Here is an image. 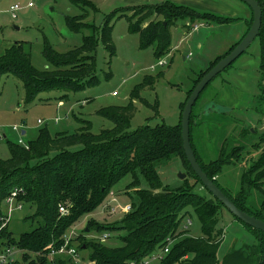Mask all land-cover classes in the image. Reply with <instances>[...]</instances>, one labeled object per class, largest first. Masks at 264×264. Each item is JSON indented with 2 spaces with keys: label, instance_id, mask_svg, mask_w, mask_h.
<instances>
[{
  "label": "rangeland",
  "instance_id": "obj_1",
  "mask_svg": "<svg viewBox=\"0 0 264 264\" xmlns=\"http://www.w3.org/2000/svg\"><path fill=\"white\" fill-rule=\"evenodd\" d=\"M87 1L89 5L81 7L72 0H0V57L20 42L37 70L52 71L54 66L44 56L46 48L51 47L66 54L82 47L85 36L99 34L113 13L130 6V3L123 0ZM221 2L227 10L216 9V13L212 14L234 20L205 23L188 16L177 19L171 29V51L161 57L156 56L153 45L144 49L140 35L131 31L128 19L134 13L118 12L111 19L112 39L116 49L114 56L110 57L101 42L94 53L99 79L94 88L68 94L41 93L32 103H28L25 87L19 78L4 76L0 82V158H10L9 144L28 146L44 129H48L52 136L65 132L74 134L86 125V121L90 123V130L94 134L114 128V123L101 117L98 112L101 109L127 106L130 95L136 89L139 90V96L133 99L135 111L129 122V132L145 126L178 127L181 124L183 104L201 77L244 38L247 21L250 19L247 30L252 22L251 10L242 1ZM162 3L153 0L151 5ZM15 5L21 9L16 13L17 18L13 19L10 10ZM77 18L80 20L78 23ZM134 18L141 27L148 25L149 21ZM153 20L155 23L167 24L163 16L154 17ZM73 22L77 24H73L78 27L77 30L70 26ZM160 62H165V65L160 66ZM260 65L261 45L257 38L246 53L210 82L193 111L191 132L197 156L204 165H223L215 175L216 180L233 198L242 193L243 176H251L250 170L261 155L257 148L264 134V99L261 91L263 73ZM212 102L224 113L201 118L203 109ZM39 121L43 124H39ZM15 127L19 130L15 131ZM20 139L22 144L19 143ZM32 164L35 165L34 162ZM157 171L164 187L173 190L183 188L186 179H181L180 175L184 174L187 175L189 186L196 185V194L213 200L199 182L196 183L188 176L191 170L179 156L173 155L159 162ZM140 178L141 189H149L148 182ZM131 182V176L121 180L112 190L115 196L109 199L111 202L69 230V246L77 250L84 264L89 262L90 250H82L83 243L100 242L110 248L123 245L121 238L126 237V231L111 229L91 233L86 227L92 218L111 228L118 225L125 214L122 210L137 202L134 192L131 191V195L125 194ZM249 186V183L246 184L247 191L250 190L246 197L248 207L261 209L264 195ZM112 209L117 212L112 214ZM34 212L35 208L24 207L11 216L8 230L15 239L38 226V223L30 219ZM184 213L178 232L187 231L192 238L203 237L201 222L193 209L187 208ZM217 230L223 233V243L216 254L219 264L254 262L246 260V253L241 252L259 247L257 236L225 207L220 208ZM105 234L110 237L101 239ZM175 243L176 240L170 241V249ZM4 251V244H1L0 254L7 253ZM162 256L163 250H158L144 264H161ZM56 257L73 263L75 260L67 254ZM8 261V264H24L21 253L13 248Z\"/></svg>",
  "mask_w": 264,
  "mask_h": 264
},
{
  "label": "trees",
  "instance_id": "obj_2",
  "mask_svg": "<svg viewBox=\"0 0 264 264\" xmlns=\"http://www.w3.org/2000/svg\"><path fill=\"white\" fill-rule=\"evenodd\" d=\"M72 1L81 7L89 5L87 0ZM257 1L263 10L262 28L258 39L261 45V91L264 99V0ZM127 11L134 13L128 20L131 31L140 35L141 46L145 49L153 45L158 57L170 53L171 29L179 18L188 16L205 23L234 20L223 19L211 13H199L192 8L170 2L127 6L113 13V17L107 20L99 34L85 36L82 47L66 54L51 47L46 48L44 56L47 62L54 66L52 71L37 70L32 65L30 55L24 50V45L16 43L0 57V82L4 76L19 78L25 87L28 103H32L41 93L68 94L94 88L99 83L94 57L97 45L101 42L110 57L114 56L116 49L112 39L111 19L118 12L126 14ZM161 16L167 19V24L155 23L154 17ZM134 17L149 21L148 25L141 27L134 21ZM78 21L80 20L77 18L76 22ZM73 24L76 23H70V26L77 30L78 27ZM138 92L136 89L130 95L127 106L101 109L98 112L101 117L114 123L112 129L94 134L90 130V123L86 121V125L74 134L65 132L52 136L48 129H44L27 148L9 144L10 158H0V246L4 244V252L16 249L21 253L24 264H74L59 257L50 259V253L64 246L68 241L69 230L107 204L109 199L115 196L113 188L121 180L131 176L132 182L125 192L131 195L132 191L137 198V202L131 206V211L124 214L123 220L113 228L102 225L93 218L87 222L86 227L91 233H102L111 229L126 231V237L121 238L123 245L110 248L100 242L83 243L81 249L90 250L88 260L95 264H144L156 251L163 250L171 240H176L177 243L172 246L161 264H219L216 254L223 243V233L217 230V223L220 208L224 206L209 192L213 200L196 194V185L189 186L187 178L184 180L186 185L181 189L173 190L163 186L157 164L173 155L179 156L188 164L191 170L188 175L190 178L196 183L201 182L185 157L181 124L176 128L160 125L156 128L141 127L135 132L128 131L130 119L135 111L133 99L139 96ZM192 119L193 113L191 129ZM191 143L197 160L208 177L238 208L264 222V204L261 209H252L248 207L246 198L250 192L246 189L248 183L249 187L264 195V134L257 146L261 151L260 158L250 170L251 176H243V191L235 198L216 180L215 175L221 171L223 165H204L199 160L192 142V132ZM140 177L148 182L149 189H141ZM201 186L203 187L202 184ZM15 190L20 191L18 202L24 207L35 208L30 219L33 223H38L35 229L21 234L18 239L8 230L9 224L2 228L5 200ZM60 207H64L67 213L61 214ZM187 208H192L201 222L203 237L192 238L188 236L187 231L178 232ZM245 226L257 236L259 247L245 249L241 253H246V260L254 261L250 264H264V233Z\"/></svg>",
  "mask_w": 264,
  "mask_h": 264
},
{
  "label": "water",
  "instance_id": "obj_3",
  "mask_svg": "<svg viewBox=\"0 0 264 264\" xmlns=\"http://www.w3.org/2000/svg\"><path fill=\"white\" fill-rule=\"evenodd\" d=\"M245 3L251 10L253 15L252 24L249 31L244 38L226 55L221 59L211 70L195 86L188 98L181 115V136L183 142L184 154L189 163L193 173L200 180L203 187L209 192L217 201H219L237 220L245 225H248L257 232L264 233V222L254 216L249 215L245 211L238 208L235 203L225 195V193L217 186V184L208 177L203 171L200 163L197 160L194 149L191 143V116L196 103L206 87L222 72L229 68L237 58H240L248 51L252 43L258 38L263 21V10L257 0H240ZM220 113V109L214 102L208 104L202 112L201 118L209 116L210 114ZM23 135L25 132L22 133ZM187 175H180L181 179H186Z\"/></svg>",
  "mask_w": 264,
  "mask_h": 264
},
{
  "label": "built area",
  "instance_id": "obj_4",
  "mask_svg": "<svg viewBox=\"0 0 264 264\" xmlns=\"http://www.w3.org/2000/svg\"><path fill=\"white\" fill-rule=\"evenodd\" d=\"M31 6V4H30ZM21 9V7L19 5H15L13 7H11L10 13L13 19L17 18V12ZM165 62H160V66H164ZM154 68V67H153ZM114 95H116V93H114ZM39 124H43L42 121H39ZM15 131H18V128H14ZM19 143H23V141L20 139ZM27 148V146H25ZM20 194V191L15 190L11 193L10 196L7 197V199L5 200V209H4V219H3V227H6L7 224H9L10 220H11V216L17 212V211H22L24 209V205L20 202H18L17 197ZM113 202V201H112ZM125 214L129 213L131 211V206H127L122 210ZM112 214L116 213L117 211L115 209H112ZM60 213L61 214H66L67 210L64 207H60ZM110 237L109 234H105L101 237V239H106ZM69 239L66 242V244L64 246H62L60 249L58 250H53L50 253V259L55 258L56 256H61L64 254H67L69 256H71L72 258H74V264H84L83 261L81 262L78 252L77 250H75V248H70L69 247ZM170 242L169 244L163 249V256L160 257L161 260L164 259V257L170 252ZM10 256V250L7 251V253L5 254H0V264H8L10 263L8 261V255ZM87 264H95L94 262H88ZM136 264V263H133Z\"/></svg>",
  "mask_w": 264,
  "mask_h": 264
},
{
  "label": "crops",
  "instance_id": "obj_5",
  "mask_svg": "<svg viewBox=\"0 0 264 264\" xmlns=\"http://www.w3.org/2000/svg\"><path fill=\"white\" fill-rule=\"evenodd\" d=\"M123 1H127L128 3H130V6H132V5H145V4L151 5L153 0H123ZM160 1H161V3L162 2H170V3L176 4V5H182V6L192 8L196 11L197 10H199V11L201 10L203 12L206 11L205 13H211V14L216 13L215 12L216 9H219L220 11H223L224 9L227 10L225 4L222 3L221 0H160ZM251 14H252V12H251ZM248 17L251 18L250 15H248ZM249 21H250V19L247 21L246 31L243 34L247 33ZM196 29H197V26L195 27V30ZM108 202H111V201L109 200Z\"/></svg>",
  "mask_w": 264,
  "mask_h": 264
}]
</instances>
